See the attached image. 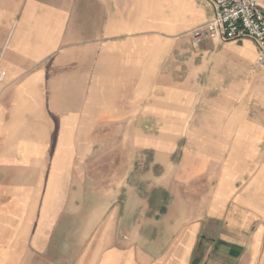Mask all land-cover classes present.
<instances>
[{
    "label": "crops",
    "instance_id": "crops-1",
    "mask_svg": "<svg viewBox=\"0 0 264 264\" xmlns=\"http://www.w3.org/2000/svg\"><path fill=\"white\" fill-rule=\"evenodd\" d=\"M212 15L208 0H0V264H264V68L232 89L231 131L176 142L177 108L207 105L188 32ZM129 126L140 170L99 194L96 155ZM202 180L203 197L178 196Z\"/></svg>",
    "mask_w": 264,
    "mask_h": 264
},
{
    "label": "rangeland",
    "instance_id": "rangeland-1",
    "mask_svg": "<svg viewBox=\"0 0 264 264\" xmlns=\"http://www.w3.org/2000/svg\"><path fill=\"white\" fill-rule=\"evenodd\" d=\"M240 44L241 42L230 41L219 43L211 41L206 44L191 45L193 52L191 81L193 85L201 83L203 84V88H207V93L205 94L207 105L203 106L202 101L204 102V99L202 100V97H197L198 101H195L196 103L192 108L186 110L184 108H177V110H181L179 111L181 120L175 124V135L178 146L203 148V136H206V133H208V136H215L212 132L215 131L217 122L222 123L224 130L231 131L232 126L229 119L233 106L231 99L232 89L240 88L239 93L242 94L248 82L263 81L261 76L253 75L252 73L256 66H260L255 63L254 57L252 58L251 55L239 47ZM202 62L203 74L198 71V67ZM220 86L224 90L222 103L219 100L217 102L216 92L212 91L214 88L219 90ZM217 103L222 104L223 107V114H218L219 116H217L215 111ZM234 104L238 105L237 102ZM245 105L247 106L248 103L246 102ZM239 117L242 118L244 116L240 115ZM144 125L150 128L155 126L152 123H145ZM164 125L167 127V124ZM121 126L123 127V125ZM127 130V133L123 129L120 130L122 131L121 134L125 135V137L113 131L110 147L106 145L107 147L96 155L95 171L92 173L95 176L97 183L96 190L99 194L103 193L102 183L104 181L113 184L119 176L125 178L128 172L129 177L136 170H140L137 156L128 154L134 143V134H132L131 131L133 130L130 126ZM224 142L225 144L229 143L227 145H231L232 140L224 139ZM124 168L128 169V171H123ZM111 191L113 195H125L124 190L119 189V187L113 186L111 187ZM178 196L183 199L195 197V200L203 197V180L190 186H183ZM113 205H118V202Z\"/></svg>",
    "mask_w": 264,
    "mask_h": 264
},
{
    "label": "built area",
    "instance_id": "built-area-1",
    "mask_svg": "<svg viewBox=\"0 0 264 264\" xmlns=\"http://www.w3.org/2000/svg\"><path fill=\"white\" fill-rule=\"evenodd\" d=\"M212 17L189 31L196 45L205 40L231 41L250 38L257 45L255 63L264 68V0H208Z\"/></svg>",
    "mask_w": 264,
    "mask_h": 264
}]
</instances>
